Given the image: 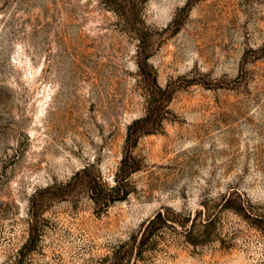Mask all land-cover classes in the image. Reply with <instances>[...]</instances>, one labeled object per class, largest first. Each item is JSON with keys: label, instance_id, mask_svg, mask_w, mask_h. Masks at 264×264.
<instances>
[{"label": "rangeland", "instance_id": "rangeland-1", "mask_svg": "<svg viewBox=\"0 0 264 264\" xmlns=\"http://www.w3.org/2000/svg\"><path fill=\"white\" fill-rule=\"evenodd\" d=\"M133 241L130 264H264V0H0V264Z\"/></svg>", "mask_w": 264, "mask_h": 264}, {"label": "trees", "instance_id": "trees-1", "mask_svg": "<svg viewBox=\"0 0 264 264\" xmlns=\"http://www.w3.org/2000/svg\"><path fill=\"white\" fill-rule=\"evenodd\" d=\"M136 129H132V131L130 132V138H134L136 137ZM126 172L124 174V177L122 176V178L120 180H118V185L114 186L112 189L108 190L107 195L108 196H104L106 198L109 197V200L111 199H115L114 197H123L127 194V190L125 188V184H124V179H126ZM91 183V182H90ZM93 193H101V191L103 192L105 189L103 188L102 185H98V181L97 184L96 182L93 184L91 183L90 185ZM174 222V218H172L169 214H166L163 211H159L148 223V225L146 226L145 230L143 231L142 235H141V240L138 243V246L140 245L141 247L143 246V244H145V242L149 241V239L152 237V235L154 234V232L159 228L158 224H160V222ZM213 221V218H211L210 216H208V218L205 220L204 225L208 226L209 224H211V222ZM183 226L185 227V231L188 235L193 236L195 235V223L192 222V224H188L187 222H182ZM134 241L132 242V244L130 246H127L126 244L120 246V248H118V250H116V252L114 253V262L112 264H130L131 262V257L132 254L134 253V248L135 246L133 245Z\"/></svg>", "mask_w": 264, "mask_h": 264}]
</instances>
